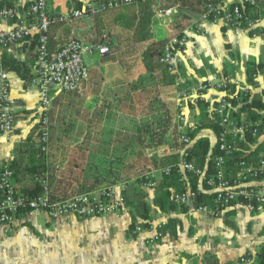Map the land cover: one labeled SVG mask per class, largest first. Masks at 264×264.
I'll return each mask as SVG.
<instances>
[{
    "label": "crops",
    "instance_id": "crops-1",
    "mask_svg": "<svg viewBox=\"0 0 264 264\" xmlns=\"http://www.w3.org/2000/svg\"><path fill=\"white\" fill-rule=\"evenodd\" d=\"M88 1L65 0V5L55 4L49 10L52 13H65L77 8L78 2L84 4ZM174 2L178 3L177 0ZM174 2L163 0L161 5L169 7L175 5ZM120 10H106L96 16L84 14L50 27L49 44L53 48L71 37L101 41L108 36L110 42L108 54L84 56L89 69L88 79L76 90L57 93L48 109L49 123L50 120L54 123L57 117L60 118L59 122H68L64 110L75 108L80 116L76 123L85 130L86 137H78L76 147L70 148L65 144L66 155H60L57 159V156L47 154V166L49 159L54 158V163H61L55 168L63 172L61 175L80 170L82 164H71L76 160H89L92 165L95 163L92 173L80 170L82 177L109 175L108 170L100 172L99 162L115 159V141L110 138V129L112 132L116 125L97 116L114 112L117 108L118 112H123L125 121V115H130L126 104L129 105L132 99L148 90L161 99L160 112L165 111L171 117V127L176 133L179 131L176 95L189 85L236 72L242 80H249L253 87L252 98H261L264 91V36L253 38L250 30L227 27L221 20L203 21V31L180 51L175 71L169 72L159 62L161 49L171 37L194 24L201 8L197 7L195 12L185 9L179 23H173L172 27L166 25V38L153 36L149 27L150 36L144 40H135L132 31L115 23V14ZM152 11L153 18L164 23L180 13L176 10L173 15L166 16L159 15L154 8ZM159 41L163 44H158ZM148 48H153L150 71L143 58ZM4 54L19 61L29 60L24 56L23 48L0 49L2 64ZM251 66L255 69L248 78V67ZM6 69L11 82L12 105L16 108L15 133L0 147V169L15 160L24 164L29 148L37 144V133L41 130L37 86L30 85L14 69ZM166 74L172 75L173 81L167 82ZM184 112L183 124L190 134L194 131L190 130L191 126L198 119L203 120L195 129L191 144L198 139H207L209 148H213L216 132L206 117L203 104L187 102ZM247 116L248 111L242 109L239 118L243 120ZM104 127L108 129L107 134L101 135ZM63 150L61 148V153ZM68 150L73 156H68ZM155 154L160 155L158 151ZM123 155L125 157V153ZM147 171L157 177L161 173L153 167ZM18 176L20 178L14 177V180L19 188L31 185V177ZM149 204L152 205L150 200ZM38 214L28 212L17 224L0 225V264H239L245 255L251 258L252 264L259 246L264 242V208L250 212L245 208L232 207L211 217L203 211L192 209V205L186 212L176 209L161 213L152 207L149 226L139 232L129 230L131 216L128 210L89 218L66 215L52 220L46 216L42 222L37 219ZM240 216L244 217L245 229L239 235L237 220ZM163 221L165 225L158 228ZM218 227L225 231L226 240L222 241L214 231ZM157 230H160L161 237L150 242Z\"/></svg>",
    "mask_w": 264,
    "mask_h": 264
},
{
    "label": "built area",
    "instance_id": "built-area-1",
    "mask_svg": "<svg viewBox=\"0 0 264 264\" xmlns=\"http://www.w3.org/2000/svg\"><path fill=\"white\" fill-rule=\"evenodd\" d=\"M50 0H15L10 6L0 8V49H24V56L29 59L30 72L27 77L30 85L37 86V98L41 106L40 125L41 144L47 142L46 129L49 125L48 109L54 97L59 92L73 91L88 79L89 69L84 56L89 54L105 55L110 52L109 37L101 41H84L78 37L64 40L55 48L49 46L50 27L56 23L68 22L82 17L84 14L96 16L106 10H117L135 3H151L159 15H173L179 4L163 7V0H89L81 8H73L65 13H52L49 10ZM172 1V0H169ZM257 0H208L199 6L194 24L185 27L171 37L163 45L159 62L169 71L174 72L180 51L192 38L201 34V23L208 20H221L227 27H239L250 30L253 38L264 36V13L257 6ZM247 4L257 10H243ZM33 48L31 49V45ZM253 87L249 80H242L236 72L221 74L207 79L205 82L189 85L176 95V110L179 131L178 171L185 177L193 174L198 178L199 189L213 192L214 206L199 205L193 207L195 192L187 188L183 192H174V202L182 205H192V209L203 211L211 217L218 216L228 208L240 207L250 212L264 208V91L261 95L263 107L259 109L257 119L241 120L236 117V110L245 101L252 100ZM187 102L194 105L203 104L206 117L215 129L216 144L209 148L208 156L212 160L211 167L206 164L199 167L191 162L189 149L192 146L189 130L184 127L185 106ZM15 112L12 105L11 82L8 70L0 61V147L13 138L15 133ZM203 120L198 119L190 130H195ZM250 139V141H247ZM249 142L245 155L231 169L228 159L241 150L240 143ZM216 147V153L213 149ZM43 148V146H42ZM256 163L246 161L252 158L251 151L257 150ZM169 154H171L169 152ZM248 157V158H247ZM169 168L163 172L167 174ZM40 194L29 196L23 194L14 180V172L10 164H4L0 169V225H14L28 212L43 213L49 219L55 220L62 216L74 215L78 218H89L104 214H114L126 211V196L124 184L95 189L87 193L66 198H53L48 187L41 182ZM156 182L149 180L144 184L147 189H153ZM208 188V190L205 188ZM165 225L161 222L158 228ZM143 227L137 225L139 232ZM161 237L160 230L150 238V242ZM241 264H250L251 258L244 256Z\"/></svg>",
    "mask_w": 264,
    "mask_h": 264
},
{
    "label": "rangeland",
    "instance_id": "rangeland-1",
    "mask_svg": "<svg viewBox=\"0 0 264 264\" xmlns=\"http://www.w3.org/2000/svg\"><path fill=\"white\" fill-rule=\"evenodd\" d=\"M55 4L63 6L65 5V0H50L49 8ZM147 5L150 6L149 8H154V4ZM181 17H183V14L177 13L168 19L166 23L152 18L150 30L153 36L157 38H166L167 30L165 26L172 27L173 23L176 24L181 21ZM161 103V99L155 96L152 91L148 90L144 94H140L135 100L132 99L129 105L128 103L126 104L127 108H129L130 115L129 117L127 114L125 115V121H123V112H118L117 108L114 112L103 113L97 116V118L101 119L106 118L116 125L115 128L112 129V132L110 129V138L115 141V159L110 162H99L100 172L108 170L110 173L109 175L103 177H82L80 175L82 171L80 170L90 173L95 170V163L92 165L89 160L80 162H78V160L72 161V166L74 163L76 165L82 164V168L76 170L74 174L61 175L63 172L55 170L61 163H54V158H48L50 164L47 166L45 162L44 172L40 174L26 173L23 174V176L26 175L25 177H31V184L33 181L38 182L40 186L41 182L45 184L51 191L53 198H66L87 193L95 189L124 184L126 210L129 211V215L131 216L132 213L135 212V209L130 202L137 204L142 198L148 199L150 202L152 201L154 196L151 192L152 189L149 190L145 188L144 184L149 180H153L157 185L162 178L161 173H159L158 177L151 176V174L148 173L147 170H149V167L151 168L153 166V161L155 159L158 160V158L178 148V136L175 130H172L171 117L168 116L165 111L160 112ZM64 111L69 121L59 122L60 120L58 119L60 118L58 117L55 118L54 123L50 120L46 129L47 142L41 144L40 141H37V146L44 152L45 161L49 153L57 156V159L60 155H66L67 149L65 144H68L70 148L76 147L77 138L81 136L86 137L84 135L85 130L81 129L76 123L77 119H80V116L75 112V108L65 109ZM107 131L108 129L104 127L100 131L104 132L101 135H106ZM37 136V140L40 139L41 131H38ZM61 148L64 149L62 153ZM128 150L129 155H127ZM155 151H158L160 155H156ZM124 153L125 157L123 155ZM71 155L73 156V153L71 154L70 150H68V156ZM68 166L69 165L66 167ZM157 170L161 171L160 169ZM16 177L15 179L20 178L18 175ZM154 188L152 191H154ZM149 207L151 210L153 206L150 204ZM121 216L123 215H120V217ZM45 217L43 213L37 215V219L41 222L45 220ZM260 220L262 221V219ZM237 224L240 235L245 229L243 216L238 217ZM214 231L218 233L222 241L226 240L225 231L221 230L219 227Z\"/></svg>",
    "mask_w": 264,
    "mask_h": 264
},
{
    "label": "trees",
    "instance_id": "trees-1",
    "mask_svg": "<svg viewBox=\"0 0 264 264\" xmlns=\"http://www.w3.org/2000/svg\"><path fill=\"white\" fill-rule=\"evenodd\" d=\"M175 1V0H174ZM208 0H177L179 6L177 11L183 13L186 10L195 12L197 7L201 6V4L206 3ZM214 2H218L221 0H213ZM13 0H1L0 1V8L4 6H10ZM257 6L262 10L264 13V0H257ZM81 2L77 3V8H81ZM147 4L151 3H135L130 6H125L121 8L115 14L114 21L118 25L122 26L125 29L132 31L135 40H144L147 39L149 34V27L152 22L153 18V11L152 8H149ZM256 11V7H250L249 5L245 4L243 10ZM158 44H163L162 41H159ZM50 48H53L50 45ZM33 48V44L31 45V49ZM153 54V48L147 49L144 51L143 58L145 59V64L147 66V70H152V66L150 64V58ZM3 66L5 68L10 67L14 69L18 75L22 79H27L29 72H30V65L31 63L29 60L19 61L15 58L8 57L7 55H3ZM254 67H248V78H250L254 71ZM166 81L170 82L173 81V76L170 74H166ZM263 107L261 98L254 99L252 98L251 101H245L240 104L239 108L236 111V117L239 118L240 112L242 109L248 111L249 118L254 120L259 117V109ZM218 127L215 126V131H218ZM195 131V130H194ZM189 132V137L192 139L194 137L195 132ZM178 136V134H177ZM247 141H250L248 139ZM249 142L240 143L241 150L234 152L232 154V158L228 159V163L231 169H234V165L243 158L245 155L244 150L249 149ZM36 144L33 147L29 148V152L27 154L26 162L24 164H20L18 161H12L10 163V168H12L14 172V177L20 174H40L44 172L45 167V159H44V152L41 151V148ZM209 141L207 139H198L194 142V144L189 149V157L188 159L193 162L195 165L199 167H203L208 164V167H211V159L208 156L209 153ZM257 150L251 151L250 155L252 158L246 159V161H250L252 163H256L258 160ZM216 153V147L213 149V154ZM179 160V155L175 153L167 154L161 158L155 159L153 161V168L160 169L162 178L155 186L153 191V198H152V206L161 213H166L169 211H173L176 209L181 210L182 212H186L190 205H182L174 202L173 200V193L174 192H183L187 186L185 185V180L189 183V188L195 192V198L193 200V207L197 208L199 205H207L210 207L214 206V197L215 194L213 192H208L206 190H200L198 187V178L193 174H187L185 177L178 171L177 163ZM169 168L170 171L165 174L163 172L164 169ZM42 186L36 181L30 186L20 187L19 190L26 195L34 196L40 194L42 191ZM206 188V186H205ZM208 190V188H206ZM126 196V195H125ZM135 209V212L131 215V222L129 225V230L134 231L137 225L141 227H147L150 224V207H149V200L142 198L139 200L137 204H133L130 202ZM167 226V225H166ZM165 226V229H166ZM165 230L163 229V232ZM248 256V255H246ZM249 257V256H248ZM240 262V261H239ZM241 264V263H239ZM252 264H264V242L259 246L257 256L254 259Z\"/></svg>",
    "mask_w": 264,
    "mask_h": 264
}]
</instances>
